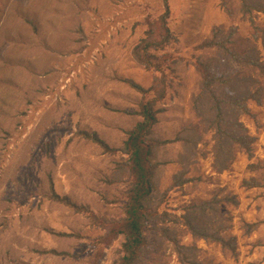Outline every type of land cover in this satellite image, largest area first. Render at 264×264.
Instances as JSON below:
<instances>
[{
    "label": "rangeland",
    "instance_id": "rangeland-1",
    "mask_svg": "<svg viewBox=\"0 0 264 264\" xmlns=\"http://www.w3.org/2000/svg\"><path fill=\"white\" fill-rule=\"evenodd\" d=\"M152 99L134 264H264V0H0V264H120Z\"/></svg>",
    "mask_w": 264,
    "mask_h": 264
},
{
    "label": "trees",
    "instance_id": "trees-1",
    "mask_svg": "<svg viewBox=\"0 0 264 264\" xmlns=\"http://www.w3.org/2000/svg\"><path fill=\"white\" fill-rule=\"evenodd\" d=\"M209 44H215L218 48H223L222 45H219V42L216 41L213 43L210 42ZM150 46L152 45L145 44L142 55L139 54V51H136L135 54L137 60L147 68H150L151 64L149 63V55H147L145 52ZM223 50L226 51L225 48H223ZM230 56L232 59L238 60L236 55L230 54ZM249 63L255 64L256 61H249ZM204 65L205 67L200 65L201 69L204 67V69L200 70V73L202 75V81L203 85L205 86V90H211L210 86L213 83H224L226 81L222 77H215L209 72L210 63H206ZM129 84L140 91L144 96H146L149 91L153 90L151 88L144 89L131 81H129ZM213 93L210 94V98L215 101V96H213ZM157 100L158 99L146 100L140 104L139 114L143 117V120L138 122L130 131H128V137L124 142L123 151H126V154L128 155V160L126 161L125 165L129 168L131 176L134 178V182L128 191V203L125 207L126 217L121 222V224H119L120 228L117 229V233L124 235L126 240L124 243V255L121 258L120 264H134V261L137 258V252H140V249L142 248L141 245H143L142 242L144 237L142 236V230L145 221V215L148 211L147 206L144 203L151 192V183L149 179L151 169L153 168V165L149 162V158L151 156L149 149L152 147V145L148 141H150V134H152L151 125L155 121L156 109H154V102ZM221 103L222 101L217 100L214 103V108L218 111L216 117L221 116ZM223 104H226V101H223ZM217 119H219V117ZM222 137L223 135H221L220 139H222ZM234 140L238 141L241 146L246 147L247 150L250 151L245 138L242 139L237 137L234 138ZM97 141L106 147L104 143L99 140ZM152 141L155 140L152 138ZM156 144H159V142ZM183 181H178L179 185H181ZM56 198H59L58 195ZM192 231L202 238L207 237L204 231L194 228H192ZM216 240L223 245L225 244L222 238L217 237ZM230 248L234 249L232 246Z\"/></svg>",
    "mask_w": 264,
    "mask_h": 264
},
{
    "label": "crops",
    "instance_id": "crops-1",
    "mask_svg": "<svg viewBox=\"0 0 264 264\" xmlns=\"http://www.w3.org/2000/svg\"><path fill=\"white\" fill-rule=\"evenodd\" d=\"M246 215H248L247 213H246ZM264 225V224H263ZM258 229H260V227H258Z\"/></svg>",
    "mask_w": 264,
    "mask_h": 264
}]
</instances>
